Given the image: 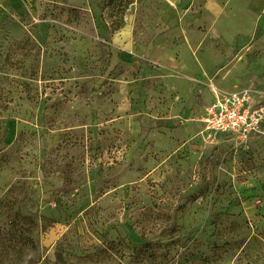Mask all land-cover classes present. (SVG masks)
Here are the masks:
<instances>
[{"label": "rangeland", "instance_id": "374dc122", "mask_svg": "<svg viewBox=\"0 0 264 264\" xmlns=\"http://www.w3.org/2000/svg\"><path fill=\"white\" fill-rule=\"evenodd\" d=\"M234 90L264 0H0V264H264V133L200 121Z\"/></svg>", "mask_w": 264, "mask_h": 264}, {"label": "built area", "instance_id": "2783aa9c", "mask_svg": "<svg viewBox=\"0 0 264 264\" xmlns=\"http://www.w3.org/2000/svg\"><path fill=\"white\" fill-rule=\"evenodd\" d=\"M200 121L209 138H230L246 145L264 133V101L256 100L249 90L226 92L215 97Z\"/></svg>", "mask_w": 264, "mask_h": 264}, {"label": "trees", "instance_id": "16d2710c", "mask_svg": "<svg viewBox=\"0 0 264 264\" xmlns=\"http://www.w3.org/2000/svg\"><path fill=\"white\" fill-rule=\"evenodd\" d=\"M20 234H21V232H20ZM20 236V235H19ZM20 241H21V239H20ZM31 243H32V241H31ZM32 246H33V244H32Z\"/></svg>", "mask_w": 264, "mask_h": 264}, {"label": "crops", "instance_id": "0c3cea01", "mask_svg": "<svg viewBox=\"0 0 264 264\" xmlns=\"http://www.w3.org/2000/svg\"><path fill=\"white\" fill-rule=\"evenodd\" d=\"M176 131V130H175ZM178 133V132H177Z\"/></svg>", "mask_w": 264, "mask_h": 264}]
</instances>
